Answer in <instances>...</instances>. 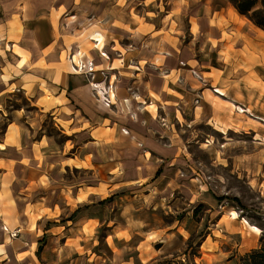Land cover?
<instances>
[{"label":"crops","instance_id":"crops-1","mask_svg":"<svg viewBox=\"0 0 264 264\" xmlns=\"http://www.w3.org/2000/svg\"><path fill=\"white\" fill-rule=\"evenodd\" d=\"M145 1L0 0V264H63L66 242L56 248L61 261H47L38 232L64 239L68 214L99 222L96 202L110 203L111 219L118 200L119 216L139 217L141 196L161 211L165 188L177 193L171 200L175 233L198 234L190 222L186 227L187 215L178 218L185 210L175 208L180 201L228 206L226 197L198 183L199 176L178 173L184 139L195 126L217 132L225 144L220 162L230 163L250 189L263 191L264 146L258 143L264 139V30L248 20L232 58L217 57L213 64L205 53V60L195 57V37L165 35L161 14L149 16ZM77 60L93 62L99 88L112 85L109 107L89 76L74 70ZM99 70L106 71L105 79ZM47 118L62 140L47 132ZM229 132H250L253 140L232 152ZM205 135L210 153L211 136ZM228 150L234 153L230 162ZM69 169L110 170V184L101 192L98 180L67 178ZM225 209L217 211L212 228L221 234L219 252L202 257L201 264H235L259 244L258 228ZM51 219L56 224L47 226ZM242 222L249 228L247 241ZM127 224L129 232L137 226L135 220ZM237 236L242 244L234 253L229 240ZM200 237L204 255L209 247ZM139 243L152 248L145 236Z\"/></svg>","mask_w":264,"mask_h":264},{"label":"rangeland","instance_id":"rangeland-1","mask_svg":"<svg viewBox=\"0 0 264 264\" xmlns=\"http://www.w3.org/2000/svg\"><path fill=\"white\" fill-rule=\"evenodd\" d=\"M119 1L125 2V0ZM128 1H131L133 5L140 3V0ZM110 2H114V0H110ZM145 4L151 10L149 16H154L155 11L161 14L162 31L165 35L185 37V39L195 37L194 47L197 50L195 57L205 60L203 57L205 53V57L209 58L213 64H217L215 60L217 57L232 58L230 52L234 54L235 47L239 46V40L244 37L243 29L245 30L249 23L245 16L239 15L234 10L228 0H146ZM246 52H248L247 49L242 54ZM247 61L251 62L250 59ZM193 63L195 64V62ZM45 124L47 132L54 133L58 141L63 139L58 135V131L50 119L47 118ZM205 134L211 136L210 153L206 152L208 143L203 138ZM227 136L233 141V146L230 148L232 152H234V147L248 145L253 140L250 132H229ZM262 140H259V146H264V139ZM184 144L186 153L184 158H181L182 166L180 167L183 169H180L179 175H182V170L184 177L199 176L201 180L198 183L201 184L203 180L216 197L220 199L223 196L226 197V202L223 203L228 206L225 209L218 202L211 206L206 202L197 201L188 206L186 202L180 201L175 208L181 206L185 210H181L178 218H182L180 217L182 214L187 215L186 227L190 222L192 228L196 227L197 231L195 232L198 234L191 237V234H184L180 237L175 233L176 224L173 223V220L176 217L171 209V200L177 193L170 192L165 188V197L167 198L162 199L165 205L161 211L158 208L154 209V206L151 205L152 202L147 197L141 196L139 202L144 205V208L141 210L140 216L134 219L119 216L122 213L119 209L123 203L122 200L114 203L117 215L113 219L110 218V203L107 205L95 203L94 208L100 218L99 222H88L85 219L80 221L78 217L75 218L68 214L66 222L64 221L66 225L64 239L59 240L57 238L59 234L47 233L43 235L42 232H38V239L40 238L38 245H42L41 258H47V261L49 259L61 261L58 260L59 250L56 248L59 242L65 241L66 250L63 251V264H154L163 260L184 261L191 258L194 259L195 264H201L202 257L213 259L215 256L209 254L219 252L217 244L221 234L218 230L212 234V228L219 214L217 211L225 209L227 212L235 210L241 221L244 219L258 228L256 231L259 236L258 246L241 253L235 261V264H243L245 255L259 249L264 243V188H261L262 192L257 188L250 189L244 177L237 178L236 173L231 171L230 163L226 165L224 161L220 162L218 150L225 144L221 136L211 127L201 125L196 128L195 126L194 133H189V136L184 139ZM243 150H250V147L243 148ZM232 152L229 153L228 150L226 155L223 153L228 162H230V156L234 154ZM260 156L264 157V154ZM260 161L263 164L264 159H260ZM191 165H198V168L192 170L189 167ZM65 175L72 180H81L83 184H90L98 180L103 184L101 192H104V189L108 187L107 184H110V170L107 169H69ZM262 175H264V167ZM129 220H135L137 223V226H132L130 232L126 228ZM56 222L57 220L51 219L47 226L56 224ZM61 222H63L62 219ZM117 224L119 226L115 229L114 226ZM242 225L244 230L242 235L245 238L249 228L243 222ZM202 234L209 247L207 251L204 250V255H202L201 249L195 247ZM144 236L147 241L152 242L151 249L144 250L146 247L142 248V244L139 243ZM189 240H192L191 248H187ZM244 240L247 241L246 238ZM229 241L233 248L232 252L236 253L234 249L242 244V239L237 236ZM48 242H50L49 248H47ZM215 245L216 248L213 249ZM210 264L215 263L210 261Z\"/></svg>","mask_w":264,"mask_h":264},{"label":"trees","instance_id":"trees-1","mask_svg":"<svg viewBox=\"0 0 264 264\" xmlns=\"http://www.w3.org/2000/svg\"><path fill=\"white\" fill-rule=\"evenodd\" d=\"M235 11L242 16H245L255 26L264 30V0H228ZM197 241L195 247L198 248ZM187 248H191L192 240L187 242ZM199 252V251H198ZM199 254V253H198ZM154 264H195L194 259L182 260H163ZM243 264H264V243L259 249L253 250L246 254Z\"/></svg>","mask_w":264,"mask_h":264},{"label":"built area","instance_id":"built-area-1","mask_svg":"<svg viewBox=\"0 0 264 264\" xmlns=\"http://www.w3.org/2000/svg\"><path fill=\"white\" fill-rule=\"evenodd\" d=\"M105 56V53H102ZM74 70L84 73L89 76V78L92 80V85L95 88L97 94H98V99L105 105V106H110L112 103V98H113V92H112V85L107 84L103 88H99L98 85L99 83H95L93 81L94 79V73L96 69L94 68V64L92 61H74ZM100 75L102 76L103 79L106 78L107 74L105 70H99ZM100 93V94H99ZM14 234V233H13Z\"/></svg>","mask_w":264,"mask_h":264}]
</instances>
